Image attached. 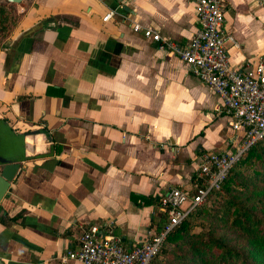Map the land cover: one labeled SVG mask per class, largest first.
Returning a JSON list of instances; mask_svg holds the SVG:
<instances>
[{"label":"crops","instance_id":"0c3cea01","mask_svg":"<svg viewBox=\"0 0 264 264\" xmlns=\"http://www.w3.org/2000/svg\"><path fill=\"white\" fill-rule=\"evenodd\" d=\"M223 4L230 64L250 73L264 7ZM132 22L180 43L198 26L192 0H33L0 48V118L30 136L0 201L3 264H81L64 255L89 224L111 222L127 246L148 239L163 193H191L202 154L237 143L218 95Z\"/></svg>","mask_w":264,"mask_h":264},{"label":"built area","instance_id":"2783aa9c","mask_svg":"<svg viewBox=\"0 0 264 264\" xmlns=\"http://www.w3.org/2000/svg\"><path fill=\"white\" fill-rule=\"evenodd\" d=\"M198 26L186 43L163 38L157 30L138 22L131 29L158 47L189 65L191 71L219 97L217 109L229 117L233 130L240 131L232 151L205 152L198 165L193 194L180 187H171L160 197L159 208L166 214L163 228L148 239L127 246L115 235L111 222L89 224L81 229L79 243L64 257L81 264H150L162 247L166 235L199 205L210 190L219 189L232 166L257 141L264 138V64L258 60L252 72L233 67L228 44L237 41L222 28L223 0H192ZM264 7V0H254ZM110 13L104 16V19Z\"/></svg>","mask_w":264,"mask_h":264},{"label":"trees","instance_id":"16d2710c","mask_svg":"<svg viewBox=\"0 0 264 264\" xmlns=\"http://www.w3.org/2000/svg\"><path fill=\"white\" fill-rule=\"evenodd\" d=\"M19 18L12 3L0 0V48ZM0 122L6 131V118ZM8 134L17 140L0 133V164L26 158L23 136ZM166 221L162 212L158 231ZM150 264H264V138L232 166L219 189L210 190L166 235Z\"/></svg>","mask_w":264,"mask_h":264},{"label":"water","instance_id":"95a60500","mask_svg":"<svg viewBox=\"0 0 264 264\" xmlns=\"http://www.w3.org/2000/svg\"><path fill=\"white\" fill-rule=\"evenodd\" d=\"M8 3H20L23 0H6ZM119 2H125L126 0H117ZM1 123V122H0ZM3 126H0V133L4 135L6 139L9 141L15 142L17 139L16 137L9 136L8 132L11 134H14L15 131L8 126L6 131ZM29 135H27V139H23L24 143V154L27 156L25 147L29 144ZM20 161L21 160H16V161H10V162H5L0 164V201L1 199L6 195L10 183L14 180L17 172L19 171L20 168ZM0 264H3V262L0 260Z\"/></svg>","mask_w":264,"mask_h":264},{"label":"rangeland","instance_id":"374dc122","mask_svg":"<svg viewBox=\"0 0 264 264\" xmlns=\"http://www.w3.org/2000/svg\"><path fill=\"white\" fill-rule=\"evenodd\" d=\"M33 0H23L21 1L20 3L16 4V3H13V7L15 8L16 12L18 14H20L21 16V13H22V8H25L27 6H29L31 4ZM231 170V169H230Z\"/></svg>","mask_w":264,"mask_h":264},{"label":"flooded vegetation","instance_id":"af4514ba","mask_svg":"<svg viewBox=\"0 0 264 264\" xmlns=\"http://www.w3.org/2000/svg\"><path fill=\"white\" fill-rule=\"evenodd\" d=\"M6 1V0H5ZM13 4V3H12ZM16 4H18V3H16Z\"/></svg>","mask_w":264,"mask_h":264}]
</instances>
